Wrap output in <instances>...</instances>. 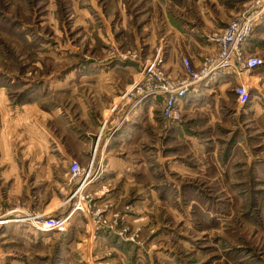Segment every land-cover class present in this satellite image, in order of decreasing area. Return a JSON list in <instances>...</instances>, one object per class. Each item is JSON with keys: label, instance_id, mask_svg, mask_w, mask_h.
<instances>
[{"label": "rangeland", "instance_id": "obj_1", "mask_svg": "<svg viewBox=\"0 0 264 264\" xmlns=\"http://www.w3.org/2000/svg\"><path fill=\"white\" fill-rule=\"evenodd\" d=\"M251 1L0 0V264H264V14L257 67L152 93Z\"/></svg>", "mask_w": 264, "mask_h": 264}, {"label": "built area", "instance_id": "obj_2", "mask_svg": "<svg viewBox=\"0 0 264 264\" xmlns=\"http://www.w3.org/2000/svg\"><path fill=\"white\" fill-rule=\"evenodd\" d=\"M250 5L242 14L235 16L222 33L215 36L217 53L213 62L195 72L191 69L189 59L184 58L187 79L180 84L163 79V85L159 90L152 91L153 95H164L169 101L168 106L173 107L191 86L200 84L219 69L237 73L241 69L250 71L261 64V59L251 53L249 40L259 18L264 14V0H252ZM236 94L242 106L250 100L249 89L245 85L238 86Z\"/></svg>", "mask_w": 264, "mask_h": 264}, {"label": "crops", "instance_id": "obj_3", "mask_svg": "<svg viewBox=\"0 0 264 264\" xmlns=\"http://www.w3.org/2000/svg\"><path fill=\"white\" fill-rule=\"evenodd\" d=\"M250 48H251V46H250ZM248 78H249V83H250L248 86L249 90L251 91L254 88L256 91H258V93H261V91L264 89V69H261L260 71L255 72L252 75H249ZM244 85L247 87V84H244ZM238 105L240 107H243L240 104H238ZM151 109H152V107H151ZM140 111H141V108L135 110L134 115L128 116L130 118H128V120H127V122H129L128 126L131 125L133 127V130H136L137 134H139L138 130H142L141 125H143L144 121L151 127H154V125L156 124L155 116L153 115L151 110L147 111V116H145V117H141ZM255 111L256 112L258 111L257 105H255V104L254 105L251 104L249 106V108L246 109V113H249V114H251L252 112L255 113ZM109 113L110 112L107 113V116ZM125 129L128 130L129 127H126ZM152 130H153V128H152ZM124 131L125 130H122V132H121V133H123V135L128 133V132H124ZM83 184L84 185L82 188H84L86 186L87 181H84ZM72 196H73V194H72ZM69 199H71V196L69 197ZM31 217H30V219L36 218V216H31Z\"/></svg>", "mask_w": 264, "mask_h": 264}, {"label": "bare ground", "instance_id": "obj_4", "mask_svg": "<svg viewBox=\"0 0 264 264\" xmlns=\"http://www.w3.org/2000/svg\"><path fill=\"white\" fill-rule=\"evenodd\" d=\"M39 219H43V221L41 222V226L42 227H51L52 226V220H46V219H48V218H39ZM49 219H51V218H49ZM46 220V221H45ZM37 220H35V222H36ZM38 225H40V222H38Z\"/></svg>", "mask_w": 264, "mask_h": 264}]
</instances>
